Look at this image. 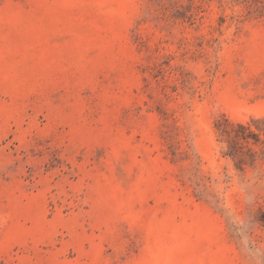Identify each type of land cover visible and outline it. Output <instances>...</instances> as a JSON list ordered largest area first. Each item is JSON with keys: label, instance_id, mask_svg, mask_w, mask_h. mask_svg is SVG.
Returning <instances> with one entry per match:
<instances>
[{"label": "rangeland", "instance_id": "374dc122", "mask_svg": "<svg viewBox=\"0 0 264 264\" xmlns=\"http://www.w3.org/2000/svg\"><path fill=\"white\" fill-rule=\"evenodd\" d=\"M0 264H264V0H0Z\"/></svg>", "mask_w": 264, "mask_h": 264}, {"label": "trees", "instance_id": "16d2710c", "mask_svg": "<svg viewBox=\"0 0 264 264\" xmlns=\"http://www.w3.org/2000/svg\"><path fill=\"white\" fill-rule=\"evenodd\" d=\"M241 128H244V126L243 125H239Z\"/></svg>", "mask_w": 264, "mask_h": 264}]
</instances>
